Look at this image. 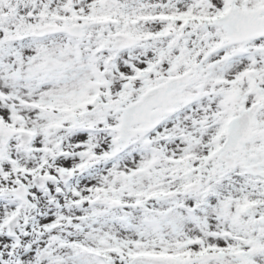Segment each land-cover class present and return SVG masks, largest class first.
Returning a JSON list of instances; mask_svg holds the SVG:
<instances>
[{
    "label": "snow or ice",
    "instance_id": "obj_1",
    "mask_svg": "<svg viewBox=\"0 0 264 264\" xmlns=\"http://www.w3.org/2000/svg\"><path fill=\"white\" fill-rule=\"evenodd\" d=\"M0 264H264V0H0Z\"/></svg>",
    "mask_w": 264,
    "mask_h": 264
}]
</instances>
